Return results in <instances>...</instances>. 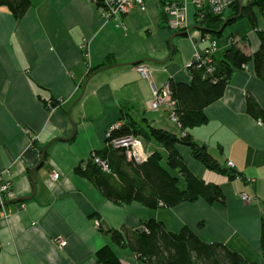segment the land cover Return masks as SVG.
Segmentation results:
<instances>
[{"label": "crops", "instance_id": "1", "mask_svg": "<svg viewBox=\"0 0 264 264\" xmlns=\"http://www.w3.org/2000/svg\"><path fill=\"white\" fill-rule=\"evenodd\" d=\"M30 1L21 20L0 9V174L11 183L12 200L25 205L7 219L0 216V264H95L96 252L104 246L121 261L140 264L99 228L135 230L148 218L173 233L189 228L204 242L231 241L245 258L264 264L259 244L264 81L252 64L233 73L222 98L206 108L207 123L190 130L221 165L231 162L242 178L229 180L210 171L187 147L175 146L195 176L220 187L225 205L203 200L170 209H149L136 201L118 205L75 169L91 152L103 149L106 132L121 121L122 110L134 120L146 119L180 134L166 112L151 109V86L160 87L168 78L187 82V65L196 49L207 47L206 41L199 40L194 24L188 35L171 38L177 33L163 24L156 0H146L144 12L133 9L108 21L86 0ZM192 11L190 6V22ZM259 32L264 36V17L255 29L246 19L226 27L216 39L214 58L222 57L232 34L235 40L245 38L240 47L252 55L260 44ZM107 57L112 64L104 66ZM140 63L148 78L137 72ZM49 99L59 105L47 108ZM248 99L257 106L255 115L247 110ZM152 142L146 143L149 152L143 147L146 156L154 151L166 155L162 145ZM241 194L249 201L243 202Z\"/></svg>", "mask_w": 264, "mask_h": 264}, {"label": "trees", "instance_id": "2", "mask_svg": "<svg viewBox=\"0 0 264 264\" xmlns=\"http://www.w3.org/2000/svg\"><path fill=\"white\" fill-rule=\"evenodd\" d=\"M100 3L98 2V5ZM31 6L30 0H0V9H6L15 20H21ZM163 24L166 17L161 13ZM259 17H264V0H250L239 4L236 0L229 8V14L213 16L205 14L195 27L201 36L221 38L226 27L246 19L253 29ZM225 23L221 33L216 34ZM183 32V31H180ZM176 32V33H180ZM229 36V46L222 52L220 59H213V71H207L209 64L204 60L193 61L186 68L187 82H177L168 78L171 100L177 116L180 134L152 126L146 119L134 120L123 111L119 126L110 132L103 149L90 153L84 165L75 170L80 175L93 179L101 192L113 203L122 205L132 201L139 202L149 209H170L182 203H195L203 200L209 205H225V197L218 185L206 183L195 176L185 165L175 146H185L192 158L206 169L227 177L229 180L242 178L241 173L221 165L207 148L194 140L190 130L207 123L205 110L220 100L235 71L243 70L252 64L258 79L264 81V36L259 32L260 44L252 55H246L240 47L245 38L235 40ZM112 64L111 57L105 65ZM101 65V66H103ZM142 65L137 64L136 67ZM100 69L89 68V73ZM47 108H55L59 101H45ZM247 110L258 113L255 103L248 99ZM134 136L143 143L155 141L163 146L166 155L152 152L146 160L135 163L128 160L123 148H114L109 141ZM100 157L108 164L109 172L103 171L93 162V157ZM100 232L109 236L111 243L128 250L140 264H259L256 258H245L234 250L232 242H204L192 230L183 227L177 233L166 229L163 222L153 218L143 220L139 228L129 230L108 229ZM260 250L264 260V224L260 230ZM95 264H129L121 261L112 249L104 246L96 252Z\"/></svg>", "mask_w": 264, "mask_h": 264}, {"label": "built area", "instance_id": "3", "mask_svg": "<svg viewBox=\"0 0 264 264\" xmlns=\"http://www.w3.org/2000/svg\"><path fill=\"white\" fill-rule=\"evenodd\" d=\"M91 4L95 5L100 13L103 20L108 21L118 16H124L129 14L133 9H138L140 12L146 10V0H86ZM236 0H156L158 8L161 13L166 17V26L169 30L174 32L186 31L187 35L192 30L190 25L197 24L202 20L205 14L219 16L225 15L226 11L229 10L230 6ZM98 2L100 3L98 5ZM193 8L191 18L192 22L189 21V7ZM199 40L201 42L206 41L207 47L199 52L197 49L193 54V58L188 63L187 68L192 64L193 61L204 60L209 64L207 71L211 73L213 71V59L215 51L218 48V43L214 37H202L199 31ZM84 44L81 49L84 50ZM137 72L143 77L148 78V69L146 66H137ZM153 92V101L151 103V109L159 111L162 109L167 113L169 120L172 124L178 127L177 116L174 111V101L171 100L170 90L167 83H164L160 87L151 86ZM261 125V122H258ZM119 124L113 125L106 132V140L110 136V132L117 128ZM106 142V141H105ZM109 145L114 148H123L125 155L128 160H133L135 163H141L146 160L147 156L144 154L143 145L139 138L134 136L123 137L119 139H113L109 141ZM93 162L99 168L105 172H109L108 164L105 160L100 157H93ZM227 168H233L234 165L231 162L226 163ZM57 173H53V179L58 178ZM13 191L11 183L8 179H5L0 174V216L3 219H7L11 214L20 212L24 209L25 205L19 202H12ZM240 199L243 202L249 201V197L246 194H241ZM98 226V223H96ZM63 243L60 242V245Z\"/></svg>", "mask_w": 264, "mask_h": 264}, {"label": "rangeland", "instance_id": "4", "mask_svg": "<svg viewBox=\"0 0 264 264\" xmlns=\"http://www.w3.org/2000/svg\"><path fill=\"white\" fill-rule=\"evenodd\" d=\"M247 1H250V0H241V3H242V4H245ZM228 12H229V10L226 11V14H228ZM229 27H231V26H228L227 28H229ZM216 39H217V38H216ZM166 116H167L168 121L170 122L168 115H166ZM170 123H171V122H170ZM171 124H172V123H171ZM173 126H174V124H173ZM174 127H175V126H174ZM174 127H173V128L170 127V129L172 128L171 131L176 133L177 130L174 129ZM173 130H174V131H173ZM141 142H142V141H141ZM142 145H143V147L145 146L146 151L149 152V150L151 149V147H150V146H146V143H143V142H142ZM152 145H155L156 147H159L161 144H159V143L153 141V142H152ZM162 151H164V150H162ZM162 154H163V156H165V153H164V152H162Z\"/></svg>", "mask_w": 264, "mask_h": 264}, {"label": "water", "instance_id": "5", "mask_svg": "<svg viewBox=\"0 0 264 264\" xmlns=\"http://www.w3.org/2000/svg\"><path fill=\"white\" fill-rule=\"evenodd\" d=\"M239 4L241 5V0H239ZM225 28V23H223V25L220 27V29L216 32V34L221 33L223 31V29ZM187 32L183 31L177 34H174L171 38L175 37V36H186ZM170 38V40H171ZM63 140V139H62ZM41 164V163H40ZM12 202H16V201H12Z\"/></svg>", "mask_w": 264, "mask_h": 264}]
</instances>
